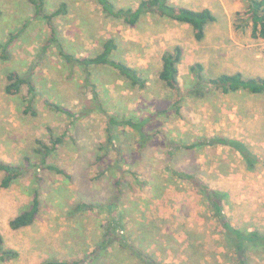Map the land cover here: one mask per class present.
Returning a JSON list of instances; mask_svg holds the SVG:
<instances>
[{
  "label": "rangeland",
  "instance_id": "obj_1",
  "mask_svg": "<svg viewBox=\"0 0 264 264\" xmlns=\"http://www.w3.org/2000/svg\"><path fill=\"white\" fill-rule=\"evenodd\" d=\"M112 1L136 9L142 0ZM64 4L65 15L47 18ZM240 9L216 14L207 39L197 42L189 25L151 15L127 26L107 17L97 0H0V43L10 42L7 52L0 50V163L26 169L8 189L0 171V236L5 250L19 253L5 264H91L113 221L125 227L124 240L115 238L92 264H142L130 247L164 264H237L201 190L174 172L194 174L229 195L225 215L235 227L264 230V96L189 94L195 64L204 66L206 78L264 76V40L252 37ZM108 39L117 42L115 59L147 79L145 90L133 89L111 67L77 62L97 56ZM178 46L185 97L159 79L163 54ZM13 71L31 80L34 98L27 86L17 96L6 93ZM31 99L35 117L24 113ZM111 119L146 122L144 137ZM213 137L241 142L252 166L232 146L184 148ZM58 138L62 143L43 164L38 142L53 148ZM36 192L35 223L12 231L10 221L31 208ZM83 203L95 209L78 210ZM253 264H264V254Z\"/></svg>",
  "mask_w": 264,
  "mask_h": 264
},
{
  "label": "trees",
  "instance_id": "obj_2",
  "mask_svg": "<svg viewBox=\"0 0 264 264\" xmlns=\"http://www.w3.org/2000/svg\"><path fill=\"white\" fill-rule=\"evenodd\" d=\"M97 2L107 17L120 20L127 26L135 27L143 18L151 15L183 25H189L193 29L194 38L197 42L204 41L206 38V27L216 21L215 16L209 9L194 11L188 8L175 6L170 0H142L136 9H118L112 0H97ZM244 2L246 7L244 14L247 16V21L251 27L252 37L257 40H264V0H244ZM35 4L38 9L41 8L40 4L36 2ZM66 8L67 6L64 4L61 9L47 18L52 20L54 17L65 15ZM9 43L10 42L6 44L0 43V50L7 52L10 47ZM117 49L118 45L115 39H108L103 44V50L97 56L85 60H78L77 62L87 67H111L119 73L122 79L128 81L133 89L138 88L140 90H145L148 85L147 79L138 69L129 66L126 62L115 59V52ZM63 56L68 62L73 61L71 56L66 54ZM182 58L183 50L179 46L173 51L166 52L162 57V68L159 72L160 81L163 82L170 90L178 93L179 97H185L182 89L180 88L179 82V65ZM190 70L194 75L195 84L193 89L189 91V94L195 95L197 98L206 97L207 94L210 93L211 89L222 92L224 95L245 93L253 96H264V77H245L242 73H235L231 75L223 74L216 78H206L204 77L205 68L202 64H195ZM7 81L8 84L5 91L8 95L17 96L21 94L22 89L27 86L30 95L34 98L36 90L29 78H24L18 72L13 71L8 74ZM180 101L181 100H179V102L177 101L178 105L180 104ZM32 103L33 99L29 101L27 109L24 113H32L35 117L37 114L32 111ZM50 107L55 108L56 111H64V109L59 105L50 104ZM112 124L117 126H128L136 129L144 137L142 131L146 122H132V120L114 122L111 119L110 125ZM108 133L111 139L113 135L111 128L108 129ZM61 143V139L58 138L54 141L53 148H49L47 145L38 142V144L42 145L45 149V160L43 164L46 163L47 157L55 151L56 147ZM203 146L235 147L237 152L245 158V161H248L251 166L253 164L251 154L247 151L246 147L235 139L213 137L212 139H207L204 142H199L184 148L193 150ZM182 148V146H179V149ZM46 169L56 171L62 175L64 174L62 170H59L55 166H46ZM0 171L4 174L1 184L4 189L10 188L16 180L23 177L26 173L25 168L8 163H0ZM174 175L178 179L198 187L201 190L204 199L210 207L214 219L221 227L222 234H225L229 241V247L232 248L231 250L233 251L234 260H237V264H253V260L256 256H262L264 254V230L255 229L251 231L247 228L235 227L226 217L225 205L230 203L229 195L212 189L209 185L201 182L197 176L189 172L177 171L174 172ZM40 205L39 194L36 192L31 208L13 218L9 223L10 229L12 231H18L31 227L40 214ZM82 208L95 209L94 206L85 203L77 206L78 210H81ZM113 222L116 225L115 228H109L105 232L102 246L97 248L92 253V263L108 251V247L113 245L115 238H119L120 241L124 240V234L121 231L125 227L120 224L121 222ZM129 252L131 256L138 257L142 261V264H164L154 256L148 255L137 247H130ZM18 256V252L4 249V240L2 236H0V264L16 260ZM44 264L70 263L67 261L53 260Z\"/></svg>",
  "mask_w": 264,
  "mask_h": 264
},
{
  "label": "crops",
  "instance_id": "obj_3",
  "mask_svg": "<svg viewBox=\"0 0 264 264\" xmlns=\"http://www.w3.org/2000/svg\"><path fill=\"white\" fill-rule=\"evenodd\" d=\"M170 1L173 5L178 6V7L184 6V8H188V9H191L194 11H202L204 9H209L212 12V14L216 18V21L209 24L206 27V38L204 39V41L207 39L209 28L214 26L217 22L216 14L228 15V14L240 12L241 7H243L245 9L244 0H170ZM178 2L180 3V5H178ZM233 4H234V6H233ZM255 64H252V66L258 67ZM244 76L245 77H252L250 74L244 75ZM261 77H264V76H261ZM238 94H245V93H238Z\"/></svg>",
  "mask_w": 264,
  "mask_h": 264
}]
</instances>
